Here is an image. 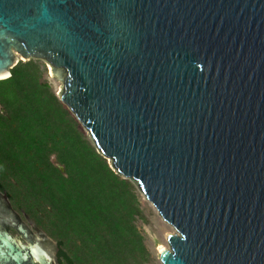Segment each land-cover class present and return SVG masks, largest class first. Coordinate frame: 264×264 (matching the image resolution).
<instances>
[{
	"label": "water",
	"instance_id": "water-1",
	"mask_svg": "<svg viewBox=\"0 0 264 264\" xmlns=\"http://www.w3.org/2000/svg\"><path fill=\"white\" fill-rule=\"evenodd\" d=\"M32 59L174 227L163 264H264V0H0V80ZM59 250L0 189V264Z\"/></svg>",
	"mask_w": 264,
	"mask_h": 264
},
{
	"label": "trees",
	"instance_id": "trees-1",
	"mask_svg": "<svg viewBox=\"0 0 264 264\" xmlns=\"http://www.w3.org/2000/svg\"><path fill=\"white\" fill-rule=\"evenodd\" d=\"M46 74L32 59L0 80V189L58 242L59 264L150 263L136 184L85 137Z\"/></svg>",
	"mask_w": 264,
	"mask_h": 264
},
{
	"label": "rangeland",
	"instance_id": "rangeland-1",
	"mask_svg": "<svg viewBox=\"0 0 264 264\" xmlns=\"http://www.w3.org/2000/svg\"><path fill=\"white\" fill-rule=\"evenodd\" d=\"M48 66V65H47ZM50 79V82L53 85L54 91L59 94L61 90V83L56 78L50 75V68L48 66V74H46V78ZM77 118V117H76ZM79 121V120H78ZM81 129L85 135V137L93 143V140L88 132V130L83 126V124L79 121ZM110 164V163H109ZM137 187V186H136ZM138 198L141 203V208L143 211V219H138L137 224L140 230L143 232L146 238V244L151 251L152 259L148 264H163L159 259V246L160 244H165L166 247L169 246V241L166 239L167 233L175 232L174 228L171 227L159 214L158 210L155 209L153 204L145 197V195L136 188Z\"/></svg>",
	"mask_w": 264,
	"mask_h": 264
},
{
	"label": "bare ground",
	"instance_id": "bare-ground-1",
	"mask_svg": "<svg viewBox=\"0 0 264 264\" xmlns=\"http://www.w3.org/2000/svg\"><path fill=\"white\" fill-rule=\"evenodd\" d=\"M151 203H152V202H151ZM152 204H153V203H152ZM153 206H154V204H153ZM154 207H155V206H154ZM155 209H156V207H155ZM156 210H157V209H156ZM159 214H160V213H159ZM162 218H163V217H162ZM163 219H164V218H163ZM166 222H167V221H166ZM167 223H168V222H167ZM168 224H169V223H168ZM169 225H171V224H169ZM171 227H173V226L171 225ZM173 228H174V227H173ZM174 230H175V229H174ZM173 233H174V232H173ZM168 234H170V233H167V234H166V239H167V240H168ZM168 247H169V246H168ZM168 247H166L165 244H162V243H161L160 246H159V250L162 251V250H164L165 248H168Z\"/></svg>",
	"mask_w": 264,
	"mask_h": 264
},
{
	"label": "flooded vegetation",
	"instance_id": "flooded-vegetation-1",
	"mask_svg": "<svg viewBox=\"0 0 264 264\" xmlns=\"http://www.w3.org/2000/svg\"><path fill=\"white\" fill-rule=\"evenodd\" d=\"M14 231H15V230H12V233H13V234H16V231H15V232H14Z\"/></svg>",
	"mask_w": 264,
	"mask_h": 264
},
{
	"label": "snow or ice",
	"instance_id": "snow-or-ice-1",
	"mask_svg": "<svg viewBox=\"0 0 264 264\" xmlns=\"http://www.w3.org/2000/svg\"><path fill=\"white\" fill-rule=\"evenodd\" d=\"M25 258H27V257H25Z\"/></svg>",
	"mask_w": 264,
	"mask_h": 264
}]
</instances>
